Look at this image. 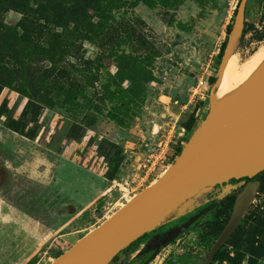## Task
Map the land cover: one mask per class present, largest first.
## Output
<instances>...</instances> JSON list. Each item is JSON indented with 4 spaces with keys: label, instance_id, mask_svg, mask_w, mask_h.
<instances>
[{
    "label": "rangeland",
    "instance_id": "374dc122",
    "mask_svg": "<svg viewBox=\"0 0 264 264\" xmlns=\"http://www.w3.org/2000/svg\"><path fill=\"white\" fill-rule=\"evenodd\" d=\"M240 1L121 0L109 29L73 19L68 29L42 24L34 34L37 47L18 40L23 15L0 8V264H50L164 174L211 106ZM87 15L98 25L99 12ZM130 28L148 45L131 41ZM263 47L264 0H248L231 54L242 64ZM59 70L65 76L52 83ZM193 114L196 124L188 131ZM19 119L33 138L7 127ZM149 158L155 169L146 176ZM261 185L236 228L252 234L251 243L236 248L228 240L221 249L231 259L210 264H264ZM214 190L187 201L157 229L186 221L196 210L187 211ZM209 217L186 228L177 247L164 245L149 264H199L221 233L204 224ZM152 232L109 264H143L149 250L140 249ZM238 253H245L241 261Z\"/></svg>",
    "mask_w": 264,
    "mask_h": 264
},
{
    "label": "water",
    "instance_id": "95a60500",
    "mask_svg": "<svg viewBox=\"0 0 264 264\" xmlns=\"http://www.w3.org/2000/svg\"><path fill=\"white\" fill-rule=\"evenodd\" d=\"M247 2L241 0L238 5L235 27L210 90L211 106L173 163L159 179L133 195L50 264H109L139 238L168 223L187 201L201 192L219 186L222 191L216 198L222 199L246 179H252L236 197L227 224L201 264H210L226 244L258 191L261 180L256 176L264 171V77L255 83L259 90L251 99L226 107L215 102L225 64L241 34ZM242 179V183H237ZM204 201L210 199L204 198L187 212L197 210ZM203 213L204 210L186 220L166 239L162 237L161 246L174 240Z\"/></svg>",
    "mask_w": 264,
    "mask_h": 264
},
{
    "label": "trees",
    "instance_id": "16d2710c",
    "mask_svg": "<svg viewBox=\"0 0 264 264\" xmlns=\"http://www.w3.org/2000/svg\"><path fill=\"white\" fill-rule=\"evenodd\" d=\"M120 1L121 0H0V8L7 5L8 8L17 10L23 15L18 25L23 34L21 36L22 39L18 38V40L21 42L23 41L25 45L34 47L38 44L34 39V34L42 33V24H44L45 27L55 24L64 29H68V22L70 19H73L77 23L82 22V25L87 28L97 26V28L99 27L98 29H109L112 26V21L115 20V17L111 15V12L119 7V4L121 3ZM89 10H95L100 13V22L97 23L98 25L91 21L90 15H87ZM85 20L88 21L86 22ZM127 32L131 41L140 46L148 45L146 38L141 34L136 35L134 29L130 28ZM229 32H231L230 29L228 30V33ZM54 33L58 32L54 31ZM132 35L133 37L131 38ZM226 44L227 43H224L222 45L224 50ZM49 54L54 58L55 55L53 51H50ZM55 60L57 61L59 59L56 58ZM51 74L52 83L65 76L64 71L60 70L55 75L53 72ZM214 80L215 79L213 78L212 82H214ZM29 97L32 98L30 94ZM29 102V105L34 104V100L32 99H30ZM196 120L194 114L190 116L189 120L184 125L188 131L193 130ZM6 125L15 132L30 138L34 137L32 132L29 133L25 130L24 125L22 124V119L10 120ZM181 148L182 147H178V153L181 151ZM114 174V172H111L109 178L113 179ZM256 178L261 180V188L264 191V171L257 175ZM235 199L236 195L234 194L221 203L219 209L220 214L217 215L216 219L218 224L213 231L215 235H218L224 228V225L230 217ZM251 238L252 234L248 236L243 230L237 229L230 237L228 243H231L236 248H241L245 242L249 241L251 243ZM247 250L249 249L247 248ZM63 252L64 251H59L56 256H59ZM244 254L238 253L235 260L241 261ZM217 259L220 261L231 259L229 251L224 249L219 250L214 260ZM249 264H253L252 259H250Z\"/></svg>",
    "mask_w": 264,
    "mask_h": 264
},
{
    "label": "bare ground",
    "instance_id": "6f19581e",
    "mask_svg": "<svg viewBox=\"0 0 264 264\" xmlns=\"http://www.w3.org/2000/svg\"><path fill=\"white\" fill-rule=\"evenodd\" d=\"M238 59L230 54L225 64L222 82L215 93V102L221 107L254 97L259 90L255 83L264 77V47L242 64Z\"/></svg>",
    "mask_w": 264,
    "mask_h": 264
},
{
    "label": "flooded vegetation",
    "instance_id": "af4514ba",
    "mask_svg": "<svg viewBox=\"0 0 264 264\" xmlns=\"http://www.w3.org/2000/svg\"><path fill=\"white\" fill-rule=\"evenodd\" d=\"M244 179L242 180H239L237 183H242ZM252 179H246V182L244 184H242L241 186H239V188H237L233 193L231 194H228L227 196H225L224 198L222 199H217L216 197L221 193L222 191V187H219V186H216L215 187V190L213 191L212 194H210L207 198L210 199L209 202H206L205 201L203 202L204 204L201 205L195 212H193L192 214H190L186 220L190 219L191 217H193L194 215L198 214L199 212H201L202 210H204V213L203 215L200 216V218H202L204 215L210 213V217L205 221L204 224H206L207 222H211V226H210V229L209 230H212L214 231L217 227V215L220 214V205L221 203L227 199L229 196H231L232 194H234L236 191H238L239 189H243L244 186L249 182L251 181ZM213 212H214V216H213ZM214 217V218H213ZM198 218L192 225H190L191 227L196 224L198 222V220L200 219ZM185 223V221L183 222H180L179 224H176V225H170V226H166L164 227L163 229H156L155 231L152 232V234L146 239V241L144 242V244L142 245V248L140 249V252H144V251H148V255L145 257V259L143 260V264H149L152 260H154V257L158 254V252H161L163 250V247L161 246V243L160 244H156L162 237L163 239H166V237H168L170 234H172L174 231H176L181 225H183ZM203 225V223H202ZM205 227V225H203ZM187 229L183 228L182 229V232L174 239L172 240L169 244H166L167 245H173L174 247H177L179 245L178 243V239L180 236H182L184 234V232L186 231ZM200 232H202L200 230ZM177 241V242H176ZM165 248V247H164ZM152 250V251H151ZM209 251L207 252V254L205 255V257H203V259L199 262V264L202 263V261L207 257ZM216 257V255H215ZM214 257V259H215ZM213 259V261H214ZM212 261V262H213ZM211 262V263H212Z\"/></svg>",
    "mask_w": 264,
    "mask_h": 264
},
{
    "label": "built area",
    "instance_id": "2783aa9c",
    "mask_svg": "<svg viewBox=\"0 0 264 264\" xmlns=\"http://www.w3.org/2000/svg\"><path fill=\"white\" fill-rule=\"evenodd\" d=\"M151 162V158L148 159L146 163L143 164V171H145V175L148 176L151 170L155 169V163H152L151 166L149 165Z\"/></svg>",
    "mask_w": 264,
    "mask_h": 264
}]
</instances>
